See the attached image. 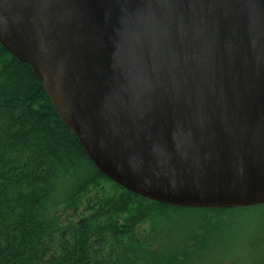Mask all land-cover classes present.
<instances>
[{
  "label": "water",
  "instance_id": "obj_1",
  "mask_svg": "<svg viewBox=\"0 0 264 264\" xmlns=\"http://www.w3.org/2000/svg\"><path fill=\"white\" fill-rule=\"evenodd\" d=\"M0 43L121 186L264 205V0H0Z\"/></svg>",
  "mask_w": 264,
  "mask_h": 264
},
{
  "label": "trees",
  "instance_id": "obj_2",
  "mask_svg": "<svg viewBox=\"0 0 264 264\" xmlns=\"http://www.w3.org/2000/svg\"><path fill=\"white\" fill-rule=\"evenodd\" d=\"M251 207L177 206L113 181L0 43V264H191L209 251L202 232Z\"/></svg>",
  "mask_w": 264,
  "mask_h": 264
},
{
  "label": "rangeland",
  "instance_id": "obj_3",
  "mask_svg": "<svg viewBox=\"0 0 264 264\" xmlns=\"http://www.w3.org/2000/svg\"><path fill=\"white\" fill-rule=\"evenodd\" d=\"M239 212L224 227L202 232L209 251L191 264H264V205ZM142 228L146 236L152 233V223L146 222Z\"/></svg>",
  "mask_w": 264,
  "mask_h": 264
}]
</instances>
